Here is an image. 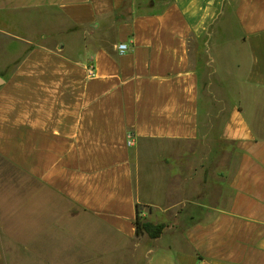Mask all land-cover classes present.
I'll return each instance as SVG.
<instances>
[{
  "label": "crops",
  "instance_id": "obj_1",
  "mask_svg": "<svg viewBox=\"0 0 264 264\" xmlns=\"http://www.w3.org/2000/svg\"><path fill=\"white\" fill-rule=\"evenodd\" d=\"M0 44V264H264V0H0Z\"/></svg>",
  "mask_w": 264,
  "mask_h": 264
},
{
  "label": "rangeland",
  "instance_id": "obj_2",
  "mask_svg": "<svg viewBox=\"0 0 264 264\" xmlns=\"http://www.w3.org/2000/svg\"><path fill=\"white\" fill-rule=\"evenodd\" d=\"M0 45H3V44H0ZM16 46V45H15ZM15 47H12V49H14ZM203 140H205V141H208V140H213L212 138H203ZM218 140V139H217ZM197 149H199V148H197ZM203 149H201V151H202ZM210 151V153L212 154V156H214L215 155V153L218 151V152H221V156L223 157V158H225V155H226V153H229L230 152V148H226V149H222V150H217V149H210L209 150ZM211 154H209V156L211 155ZM154 166V165H153ZM163 188H161L160 186H158V183H156V184H154L153 185V189H152V191L154 192V194H155V197H156V199H158V200H160L161 198H162V190ZM167 190H168V198H172V193H171V190L169 189V187L167 188ZM166 190V191H167ZM173 193H174V191H173ZM165 202H168V199H165ZM140 214H141V212H140ZM139 219H140V221H141V223H144V222H149V223H151V224H159V223H154L153 221H151L150 219H148L147 218V216H145V215H143V214H141V215H139ZM142 236H147V237H149V235L147 234V233H143L142 234ZM151 238V237H150ZM181 245H183L182 243H181ZM184 246V245H183ZM98 264H102V263H98Z\"/></svg>",
  "mask_w": 264,
  "mask_h": 264
},
{
  "label": "trees",
  "instance_id": "obj_3",
  "mask_svg": "<svg viewBox=\"0 0 264 264\" xmlns=\"http://www.w3.org/2000/svg\"><path fill=\"white\" fill-rule=\"evenodd\" d=\"M136 227H137V235H142L143 233H147L151 238H158L160 237L164 230L166 229V224L159 223V224H151L149 222L141 223L139 219V211H138V218L136 219Z\"/></svg>",
  "mask_w": 264,
  "mask_h": 264
},
{
  "label": "built area",
  "instance_id": "obj_4",
  "mask_svg": "<svg viewBox=\"0 0 264 264\" xmlns=\"http://www.w3.org/2000/svg\"><path fill=\"white\" fill-rule=\"evenodd\" d=\"M126 50H127V46L125 44H121L119 46V52L120 53H124V52H126ZM88 72H89V75H91V76L94 75V67L92 65L88 66ZM127 144H128V146H133L134 145V139H133V137L131 135L128 138Z\"/></svg>",
  "mask_w": 264,
  "mask_h": 264
},
{
  "label": "water",
  "instance_id": "obj_5",
  "mask_svg": "<svg viewBox=\"0 0 264 264\" xmlns=\"http://www.w3.org/2000/svg\"><path fill=\"white\" fill-rule=\"evenodd\" d=\"M3 82H4V81H3V79H2V78H0V85H1V84H3Z\"/></svg>",
  "mask_w": 264,
  "mask_h": 264
}]
</instances>
